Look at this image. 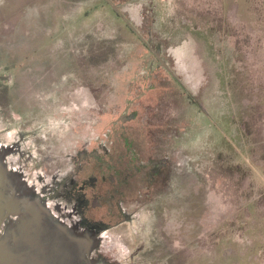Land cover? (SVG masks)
<instances>
[{
	"label": "rangeland",
	"instance_id": "1",
	"mask_svg": "<svg viewBox=\"0 0 264 264\" xmlns=\"http://www.w3.org/2000/svg\"><path fill=\"white\" fill-rule=\"evenodd\" d=\"M0 87L5 142L130 113L134 147L163 137L173 180L103 242L118 263L264 264V0H0Z\"/></svg>",
	"mask_w": 264,
	"mask_h": 264
},
{
	"label": "flooded vegetation",
	"instance_id": "2",
	"mask_svg": "<svg viewBox=\"0 0 264 264\" xmlns=\"http://www.w3.org/2000/svg\"><path fill=\"white\" fill-rule=\"evenodd\" d=\"M148 48L162 64L161 50L157 53L150 45ZM163 62L175 78L168 62ZM1 89L0 109L5 107ZM88 103L86 99L92 108ZM85 114L84 122H92L91 113ZM135 117V113L122 115L114 132L92 135L90 129L87 138L74 136L62 151L58 138L41 149L34 136L22 134L18 141L9 143L10 133L4 134L6 142L0 135V155L7 168L22 177L59 222L78 234L91 232L98 240L90 256L96 264H120L103 242L111 241L115 231L137 219L141 210L167 192L173 180L171 153L163 137H156V130L148 132L154 141L149 152L133 146L134 137L128 133L127 124Z\"/></svg>",
	"mask_w": 264,
	"mask_h": 264
},
{
	"label": "water",
	"instance_id": "3",
	"mask_svg": "<svg viewBox=\"0 0 264 264\" xmlns=\"http://www.w3.org/2000/svg\"><path fill=\"white\" fill-rule=\"evenodd\" d=\"M97 245L91 232L59 222L0 155V264H96L90 256Z\"/></svg>",
	"mask_w": 264,
	"mask_h": 264
}]
</instances>
